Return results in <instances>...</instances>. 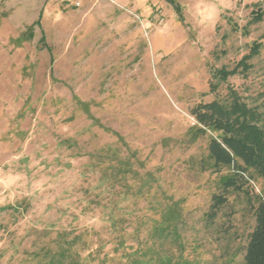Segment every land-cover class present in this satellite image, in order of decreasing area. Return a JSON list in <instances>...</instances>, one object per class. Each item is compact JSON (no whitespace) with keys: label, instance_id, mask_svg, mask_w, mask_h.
<instances>
[{"label":"rangeland","instance_id":"obj_1","mask_svg":"<svg viewBox=\"0 0 264 264\" xmlns=\"http://www.w3.org/2000/svg\"><path fill=\"white\" fill-rule=\"evenodd\" d=\"M234 92L264 125V0H0V264H241L264 180L208 221L189 112Z\"/></svg>","mask_w":264,"mask_h":264},{"label":"trees","instance_id":"obj_2","mask_svg":"<svg viewBox=\"0 0 264 264\" xmlns=\"http://www.w3.org/2000/svg\"><path fill=\"white\" fill-rule=\"evenodd\" d=\"M261 16L258 12L254 17L259 19ZM258 48V44L253 45L233 69L221 68L217 71L218 76L225 79L229 74L236 73L239 66L247 69L248 59L257 53ZM189 112L198 125V134L207 130L218 133L209 140L208 158L215 171H227L220 177V191L211 195L206 212V219L214 221L228 203L229 194H249V179L261 177L264 180V125L259 124L260 112L240 102L235 92L229 106L213 99L196 103ZM248 198L253 200L254 224L243 248L241 264H264V195L254 194ZM65 257V251L62 250L61 255L51 254L48 261L35 264H67L64 262ZM68 264L78 263L71 260Z\"/></svg>","mask_w":264,"mask_h":264}]
</instances>
